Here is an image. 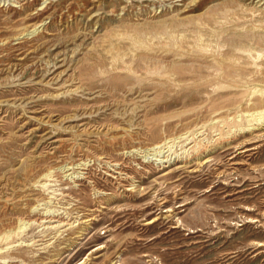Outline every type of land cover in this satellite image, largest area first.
<instances>
[{
	"label": "rangeland",
	"instance_id": "374dc122",
	"mask_svg": "<svg viewBox=\"0 0 264 264\" xmlns=\"http://www.w3.org/2000/svg\"><path fill=\"white\" fill-rule=\"evenodd\" d=\"M262 109L264 0H0V264H264Z\"/></svg>",
	"mask_w": 264,
	"mask_h": 264
},
{
	"label": "bare ground",
	"instance_id": "6f19581e",
	"mask_svg": "<svg viewBox=\"0 0 264 264\" xmlns=\"http://www.w3.org/2000/svg\"><path fill=\"white\" fill-rule=\"evenodd\" d=\"M191 12H192V11H191ZM36 31H37V30H36ZM56 68H57V67H56ZM260 112L263 113V112H264V109L260 110ZM263 115H264V114H263ZM259 125H260V124H259ZM221 145H222V144H221ZM187 160H188V159H187ZM189 162H190V161H189ZM46 174H47V173H46ZM46 174H45V175H46Z\"/></svg>",
	"mask_w": 264,
	"mask_h": 264
}]
</instances>
